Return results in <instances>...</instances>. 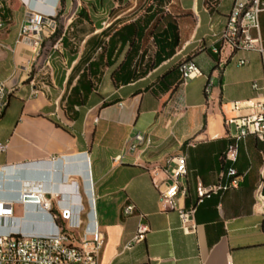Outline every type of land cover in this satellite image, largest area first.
<instances>
[{"label": "crops", "instance_id": "0c3cea01", "mask_svg": "<svg viewBox=\"0 0 264 264\" xmlns=\"http://www.w3.org/2000/svg\"><path fill=\"white\" fill-rule=\"evenodd\" d=\"M60 1L20 0L24 10L17 14V3L0 0V85L7 88L0 116V200L18 211L0 234L52 230L46 213L19 201L21 181L42 185L52 214L68 207L74 183L73 209L80 204L86 213L93 195V218L105 237L99 264H264V216L254 206L256 191L264 198V143L248 137L239 144L236 191L201 203L197 196L199 186L215 184L229 166L223 154L233 127L224 121L245 114L229 104L264 101V91L251 89L262 78L264 56L232 55L215 37L234 0H88L89 21L75 22L80 7L62 34L68 42L60 53L64 74L37 91L26 81L33 50L15 40L27 12L53 16ZM133 23L136 31L116 33ZM258 23L264 42V12ZM188 57L202 77L176 88L177 65ZM240 59L246 64L238 65ZM178 155L185 157L187 174L170 208L160 193L170 184V159ZM127 205L134 207L131 216L122 213ZM190 209L194 229L184 233L178 210ZM82 219L73 231L77 237ZM141 223L148 227L144 240L124 251Z\"/></svg>", "mask_w": 264, "mask_h": 264}, {"label": "built area", "instance_id": "2783aa9c", "mask_svg": "<svg viewBox=\"0 0 264 264\" xmlns=\"http://www.w3.org/2000/svg\"><path fill=\"white\" fill-rule=\"evenodd\" d=\"M264 12V2L261 0H234L232 8L227 15L225 26L222 31L216 35L217 41L221 43L222 48H227L232 55L236 52L256 51L261 57L264 56V42L261 41L258 31V16ZM28 26H23L20 33L27 37H38L41 41L47 39L50 31H54L55 15L48 17L30 14ZM4 24L0 19V30ZM254 31L257 36L252 38L251 32ZM28 32V33H27ZM21 34H19L20 36ZM60 42V39L58 40ZM214 53H219L214 50ZM242 66L246 64L245 59L237 62ZM179 80L176 88L183 89L189 81L202 77V73L193 61H185L178 67ZM212 83L208 81L204 87V94L208 96L211 92ZM251 89L259 94L264 91V66L263 75L260 80L251 83ZM7 88L4 84L0 85V115L6 104ZM230 110L234 112L245 111V114L231 119H226L224 125L232 126L233 132H228V145L223 154L224 163L228 164L226 172L220 175L218 182L203 188H197L198 203L204 199H209L218 193H227L236 191L239 188V177L234 169V164L238 157V146L248 137L254 138L259 143H264V101L249 100L245 102L230 103ZM136 140L141 141L137 136ZM172 167L168 170V180L170 184L164 192L160 193V200L167 203L170 208H174V199L179 193L181 182L187 174L186 161L183 155H178L170 159ZM2 170L0 169V174ZM223 177L227 178L226 184H221ZM32 182L39 184L41 189L39 193L33 194L27 189L24 183ZM19 191V201L22 204H30L33 207L46 213L52 224L51 232L45 235H29L20 232L9 234H0V264H99L101 251L105 244V237L100 231L93 218V199L89 200V210L83 213L81 205L73 209L74 201L78 197L75 194L76 186L74 183L69 185L71 197H69L68 207L61 209L57 214L51 213L50 200L45 198L42 185L37 181H21ZM184 191V190H183ZM183 194V192H182ZM25 196L36 198V201H25ZM57 202V204H59ZM11 202L0 200V226L13 224L16 219L13 216ZM255 207L261 210L264 216V198L259 191L255 193ZM194 209L189 211L178 210L180 220V229L184 233H190L194 227L192 218ZM124 216H131L135 213L132 205H127L122 211ZM84 224L81 236L76 237L74 230L79 229ZM148 232V227L139 224L135 236L124 247V251L132 249L133 245L142 242Z\"/></svg>", "mask_w": 264, "mask_h": 264}, {"label": "rangeland", "instance_id": "374dc122", "mask_svg": "<svg viewBox=\"0 0 264 264\" xmlns=\"http://www.w3.org/2000/svg\"><path fill=\"white\" fill-rule=\"evenodd\" d=\"M13 1L15 4L17 3V5H19V7L16 8V10H14L17 14L20 8L24 10V5L20 3V0H13ZM23 1L28 2L29 0H23ZM61 1L63 2V4L59 5L57 12L55 14V17L56 15H58V17H57V21L55 22V27L53 28L54 33L50 38L48 39L43 38L40 41L38 37H32L30 35L29 37H27V35L20 33L22 31L23 26H28V21L30 20L31 17L29 16L30 14H35L36 16H38L37 13L29 11L23 17V23L20 25L15 40L16 44H23L29 46L33 50L34 58L30 62V65L28 67L29 69L27 74L28 78L26 81L27 84H29L32 80L33 86L36 87L37 91L45 89L44 87H46L47 82L50 79L56 80V78H59L61 73L64 74V71L61 69L65 68L64 65L65 56H62L60 54L61 52L64 53V51L61 43L58 40L64 33L68 21L75 17L76 10H78L80 7L88 3V0H61ZM31 4H35V2L31 0ZM45 4L50 5L49 2L47 1L45 2ZM33 8L35 9L34 6ZM19 34L21 35L19 36ZM54 52L55 54L53 55L52 53ZM49 55L50 58H48ZM46 62H48V64H46ZM57 72H58V77L56 76ZM54 91L55 93H59L58 89H54ZM13 212H14L13 214H16V212L18 211H13Z\"/></svg>", "mask_w": 264, "mask_h": 264}, {"label": "trees", "instance_id": "16d2710c", "mask_svg": "<svg viewBox=\"0 0 264 264\" xmlns=\"http://www.w3.org/2000/svg\"><path fill=\"white\" fill-rule=\"evenodd\" d=\"M62 4H63V2L60 1V5H62ZM76 15H77V19L75 20V22H77V20H79V19L84 20V21H89V19H90V16H89V14H88L87 6H85V5L82 6V7L78 10V12L76 13ZM57 17H58V15H56L54 21H57ZM71 25H73V23H72ZM130 30L136 31V24H135V23H133V24H131V25H128L126 28H125V27H124V28L122 27V28H121L120 30H118L116 33H119V32H121V31H124V32L127 33V32L130 31ZM53 33H54V32H53ZM56 34H59V33H56ZM52 35H53V34H52ZM52 35H51V36H52ZM51 36H50V37H51ZM50 37H49V38H50ZM47 39H48V38H47ZM60 43H61L62 47L68 46V42H67V40H66V35H63V36L60 37ZM185 61H191V58L188 57V58L184 59L183 61H181V62L177 65V70H178L179 65H180L181 63L185 62ZM73 70H74V69H73ZM73 70H72V72H73ZM72 72H71V74H72ZM82 76H83V74L80 75L79 79L77 80V83H76L75 87H73V88L70 89L69 96H68V98L66 99V104H67L68 106L70 105L69 98H70V96L76 91L77 87L80 85V80H81ZM70 80H71V75H70V77H69V79H68V81H67V85H69ZM177 84H178V82L176 83V86H177ZM83 92H84V94L86 93L85 90H83ZM76 106H78V105H76ZM4 107H5V106H4ZM3 109H4V108H3ZM2 112H3V110H2ZM1 114H2V113H1ZM0 116H1V115H0ZM257 142H258V141H257Z\"/></svg>", "mask_w": 264, "mask_h": 264}, {"label": "bare ground", "instance_id": "6f19581e", "mask_svg": "<svg viewBox=\"0 0 264 264\" xmlns=\"http://www.w3.org/2000/svg\"><path fill=\"white\" fill-rule=\"evenodd\" d=\"M36 1H38V0H36ZM27 184H28V186H27L26 190H29L33 194H37L40 192L41 189L39 188V184L24 183V185H27Z\"/></svg>", "mask_w": 264, "mask_h": 264}, {"label": "water", "instance_id": "95a60500", "mask_svg": "<svg viewBox=\"0 0 264 264\" xmlns=\"http://www.w3.org/2000/svg\"><path fill=\"white\" fill-rule=\"evenodd\" d=\"M35 1V0H33ZM48 17H51V16H48ZM26 169H29V170H34V169H38V165H28L25 167ZM25 201H36V198L34 197H31V196H25L24 198Z\"/></svg>", "mask_w": 264, "mask_h": 264}]
</instances>
